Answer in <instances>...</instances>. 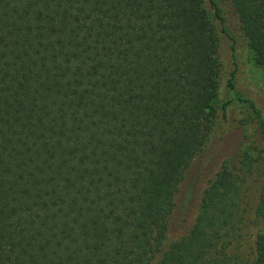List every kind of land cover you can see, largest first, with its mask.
<instances>
[{
	"label": "trees",
	"instance_id": "16d2710c",
	"mask_svg": "<svg viewBox=\"0 0 264 264\" xmlns=\"http://www.w3.org/2000/svg\"><path fill=\"white\" fill-rule=\"evenodd\" d=\"M208 1L0 0V264H264V170L263 230L237 233L261 121L193 185L183 226L217 126ZM224 1L264 76V0Z\"/></svg>",
	"mask_w": 264,
	"mask_h": 264
},
{
	"label": "rangeland",
	"instance_id": "374dc122",
	"mask_svg": "<svg viewBox=\"0 0 264 264\" xmlns=\"http://www.w3.org/2000/svg\"><path fill=\"white\" fill-rule=\"evenodd\" d=\"M211 1L217 7L218 15L223 21L217 51L220 64L218 100L214 105L217 126L216 132L212 135L208 146L200 156L199 165L191 167L185 172L187 179L183 190H186V194L191 198V207L190 211L186 213L185 222L183 223L184 228L187 227L191 219L193 203H196L199 198L193 185L198 186L199 183V185H202L204 179L213 176L224 158L237 152L243 126L259 131L261 121L264 128V76L260 68L255 65L253 56L247 48L237 20L231 13L228 4L224 0ZM208 2L210 1L205 0V5L212 15ZM214 24H218L217 19H215ZM228 80L230 86L226 84ZM250 104L253 105L256 112L250 107ZM222 105L223 110H221ZM255 155V151H253L252 156L255 157ZM263 170L264 165L256 175L247 176L242 183L241 209L243 210L240 217L243 220L237 226V233L243 237L244 241H249L247 244H250L257 232L263 230L261 222L258 225L252 222V209L258 198L259 183L262 179L260 175H262ZM197 176H200V178H197ZM179 223L180 219L177 214H174L170 226L171 230H169V238L174 237V234L177 235L175 230L181 229Z\"/></svg>",
	"mask_w": 264,
	"mask_h": 264
}]
</instances>
